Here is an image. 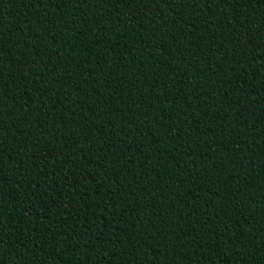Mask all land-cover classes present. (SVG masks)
<instances>
[{
    "label": "trees",
    "instance_id": "16d2710c",
    "mask_svg": "<svg viewBox=\"0 0 264 264\" xmlns=\"http://www.w3.org/2000/svg\"><path fill=\"white\" fill-rule=\"evenodd\" d=\"M0 264H264V0H0Z\"/></svg>",
    "mask_w": 264,
    "mask_h": 264
}]
</instances>
